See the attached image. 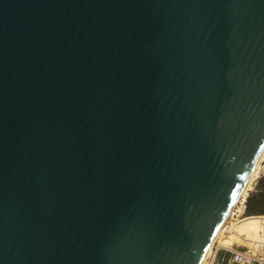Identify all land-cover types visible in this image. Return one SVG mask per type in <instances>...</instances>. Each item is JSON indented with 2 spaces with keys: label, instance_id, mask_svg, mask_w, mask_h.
<instances>
[{
  "label": "water",
  "instance_id": "obj_1",
  "mask_svg": "<svg viewBox=\"0 0 264 264\" xmlns=\"http://www.w3.org/2000/svg\"><path fill=\"white\" fill-rule=\"evenodd\" d=\"M264 150V0H0V264H201Z\"/></svg>",
  "mask_w": 264,
  "mask_h": 264
},
{
  "label": "built area",
  "instance_id": "obj_2",
  "mask_svg": "<svg viewBox=\"0 0 264 264\" xmlns=\"http://www.w3.org/2000/svg\"><path fill=\"white\" fill-rule=\"evenodd\" d=\"M247 195L238 199L232 211L231 221L225 224L229 228L231 222H237L247 216ZM205 264H264V216L261 220V233L257 238L244 239L242 242L221 244L217 241Z\"/></svg>",
  "mask_w": 264,
  "mask_h": 264
},
{
  "label": "rangeland",
  "instance_id": "obj_3",
  "mask_svg": "<svg viewBox=\"0 0 264 264\" xmlns=\"http://www.w3.org/2000/svg\"><path fill=\"white\" fill-rule=\"evenodd\" d=\"M249 187L251 191L248 197L247 211L249 207L252 213L247 212L245 218L237 222H231L230 227L224 229L219 237V241L223 244L254 239L261 233V220L264 216V160L261 162L257 176L253 178Z\"/></svg>",
  "mask_w": 264,
  "mask_h": 264
},
{
  "label": "bare ground",
  "instance_id": "obj_4",
  "mask_svg": "<svg viewBox=\"0 0 264 264\" xmlns=\"http://www.w3.org/2000/svg\"><path fill=\"white\" fill-rule=\"evenodd\" d=\"M263 160H264V150H263L262 154L260 155L258 161L256 162L254 168L252 169V171H251V173H250V175H249V177H248V179H247V181H246L244 187L242 188L241 193H240V195H239V198H241V197H243V196L245 197V196L247 195V190L251 189V188L249 187V186H250V183H251V181L253 180V178H254L255 176H257V174H258V170H259V168H260V166H261V162H262ZM239 198H238V199H239ZM238 199H237V201H238ZM237 201H236V202H237ZM236 202H235V203L233 204V206L230 208L229 213H228V215L226 216V218H225L223 224L221 225V227L219 228L218 232H217L216 235L214 236V238H213V240H212V242H211V244H210V246H209V248H208V250H207V252H206V254H205V256H204V258H203V260H202V262H201V264H205V263H206V260H207L208 256L210 255V253H211V251H212V248L214 247L215 243H216L217 241H219V237H220V235L223 233V231H224V229H225V224H226L229 220L231 221L232 211H233V209H234V207H235ZM232 229L234 230V228H232ZM219 242H220V241H219ZM236 242H238V241H232V242H230V243H236ZM220 243L223 244L222 242H220ZM227 244H228V243H227Z\"/></svg>",
  "mask_w": 264,
  "mask_h": 264
},
{
  "label": "trees",
  "instance_id": "obj_5",
  "mask_svg": "<svg viewBox=\"0 0 264 264\" xmlns=\"http://www.w3.org/2000/svg\"><path fill=\"white\" fill-rule=\"evenodd\" d=\"M247 212L252 213V210L248 207V211Z\"/></svg>",
  "mask_w": 264,
  "mask_h": 264
}]
</instances>
